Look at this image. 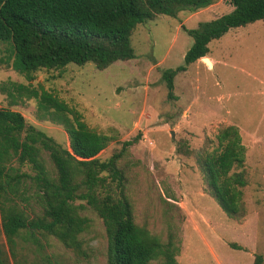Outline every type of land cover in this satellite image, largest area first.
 Segmentation results:
<instances>
[{
    "label": "rangeland",
    "instance_id": "1",
    "mask_svg": "<svg viewBox=\"0 0 264 264\" xmlns=\"http://www.w3.org/2000/svg\"><path fill=\"white\" fill-rule=\"evenodd\" d=\"M233 10L229 0H217L196 13L158 16L133 33L136 58L106 70L92 63L70 64L63 70H39L28 82L12 61L0 65V107L20 112L27 126L58 145L70 147L65 127L40 109L34 92L52 94L79 112L91 130L109 136L108 147L98 156L101 161L133 142L120 167L126 173L135 223L164 249L171 245L176 264H254L257 256L264 264V21L213 40L206 61L187 66L175 77L173 98L164 79L165 71L185 66L193 45L183 27L196 29ZM7 45L13 44H0L2 58L9 56ZM230 126L240 132L248 179L243 214L237 220L207 193L197 164L201 151L215 150L218 136ZM38 161L50 179H57L48 152L42 151ZM11 166L14 173L33 176L36 171L17 158ZM28 189L29 201L19 202L31 218H45L35 189ZM8 206L0 196L3 264L107 263L106 227L89 207L79 212L87 220L76 238L81 246L57 238L62 226H52L46 214L49 226L36 234L23 229L13 247L2 225ZM151 264H166V259L157 255Z\"/></svg>",
    "mask_w": 264,
    "mask_h": 264
},
{
    "label": "trees",
    "instance_id": "2",
    "mask_svg": "<svg viewBox=\"0 0 264 264\" xmlns=\"http://www.w3.org/2000/svg\"><path fill=\"white\" fill-rule=\"evenodd\" d=\"M234 10L218 19L200 23L196 29H185L194 40L185 56V66L167 70L169 97L173 98L174 79L187 66L210 53L209 44L221 39L232 29L264 21V0H229ZM217 0H0V44L7 45L9 56L1 64H10L28 82L35 80L39 70H63L70 64H94L106 70L116 62L136 58L131 43L139 25L165 15L177 18L179 13H196L214 5ZM39 107L49 112L65 127L70 147L54 142L44 132L27 126L25 117L12 109L0 107V196L8 200V211L2 225L9 243L23 229L32 234L47 228L46 214L52 226L62 230L55 236L63 242H76L86 228L87 220L80 210L92 209L103 221L108 236L106 264H151L163 256L166 264H176L175 249H166L135 223L132 204L127 194V177L120 167L128 148L107 161L98 156L111 139L91 130L82 115L52 94L34 92ZM71 114L73 119H69ZM49 153L57 179H50L40 166L41 152ZM192 155V152H187ZM17 158L35 168L33 176L14 173L11 161ZM198 167L207 193L231 219L241 217L244 210V189L248 186L245 150L240 132L227 127L218 136L215 150H202ZM35 189L36 202L45 211V218L27 214L19 202L29 201L26 192ZM78 202H83L77 204ZM78 246L81 243L76 242ZM0 247V264H3ZM257 256L254 264H262Z\"/></svg>",
    "mask_w": 264,
    "mask_h": 264
},
{
    "label": "water",
    "instance_id": "3",
    "mask_svg": "<svg viewBox=\"0 0 264 264\" xmlns=\"http://www.w3.org/2000/svg\"><path fill=\"white\" fill-rule=\"evenodd\" d=\"M201 60L206 61V57L202 58Z\"/></svg>",
    "mask_w": 264,
    "mask_h": 264
},
{
    "label": "crops",
    "instance_id": "4",
    "mask_svg": "<svg viewBox=\"0 0 264 264\" xmlns=\"http://www.w3.org/2000/svg\"><path fill=\"white\" fill-rule=\"evenodd\" d=\"M212 6H214V5H212ZM212 6H210V7H212ZM210 7H209V8H210ZM209 8H207V9H209ZM209 54H210V53H209Z\"/></svg>",
    "mask_w": 264,
    "mask_h": 264
}]
</instances>
